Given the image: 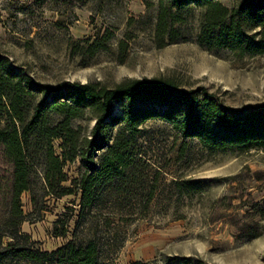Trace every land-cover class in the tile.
<instances>
[{
    "label": "rangeland",
    "instance_id": "374dc122",
    "mask_svg": "<svg viewBox=\"0 0 264 264\" xmlns=\"http://www.w3.org/2000/svg\"><path fill=\"white\" fill-rule=\"evenodd\" d=\"M219 1L238 9L243 0ZM249 2L264 8V0ZM156 13L157 0H0V74L12 70L32 86L54 89L65 82L113 87L125 79L166 78L184 90L201 89L224 107L264 108V55L199 45L197 8L175 25L178 40L157 47ZM240 28L258 38L264 13L256 21L240 17ZM73 124L89 136L94 120ZM141 130L143 158L158 173L147 211L134 205L114 215L101 208L80 219L74 188L36 207L24 193L21 231L35 247L53 251L95 234L105 264H264V151L208 153L158 120ZM59 144L53 142L57 154ZM64 172L63 185L72 187L80 161L67 163ZM108 216L113 225L102 228Z\"/></svg>",
    "mask_w": 264,
    "mask_h": 264
},
{
    "label": "trees",
    "instance_id": "16d2710c",
    "mask_svg": "<svg viewBox=\"0 0 264 264\" xmlns=\"http://www.w3.org/2000/svg\"><path fill=\"white\" fill-rule=\"evenodd\" d=\"M192 8L200 11L199 45L241 56L264 55V34L247 36L240 28V17L256 21L264 13L249 0L238 9L219 0H157V47L180 38L175 25L184 23ZM116 105H121L117 115ZM88 119L94 120L89 136L73 124ZM154 120L197 141L208 153L264 151V108L224 107L203 90H184L171 79H125L113 87L65 82L54 89L32 86L12 70L0 74V264H105L95 234L85 243L70 241L53 251L36 248L21 231V195L29 193L36 207L47 196L60 198L74 188L80 192V219L94 217L101 208L116 215L136 205L146 212L158 173L144 160L139 138L141 127ZM54 141L60 142L59 154ZM76 160L82 172L72 187L64 186V167ZM101 225L109 229L113 222L108 216Z\"/></svg>",
    "mask_w": 264,
    "mask_h": 264
}]
</instances>
